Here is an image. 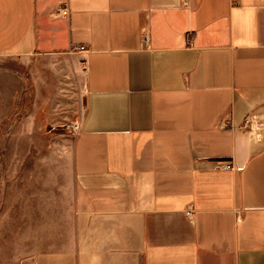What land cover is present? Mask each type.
<instances>
[{
    "label": "crops",
    "instance_id": "obj_1",
    "mask_svg": "<svg viewBox=\"0 0 264 264\" xmlns=\"http://www.w3.org/2000/svg\"><path fill=\"white\" fill-rule=\"evenodd\" d=\"M7 57L81 127L0 171V264H264V0H0Z\"/></svg>",
    "mask_w": 264,
    "mask_h": 264
},
{
    "label": "rangeland",
    "instance_id": "obj_2",
    "mask_svg": "<svg viewBox=\"0 0 264 264\" xmlns=\"http://www.w3.org/2000/svg\"><path fill=\"white\" fill-rule=\"evenodd\" d=\"M35 71L23 60L0 58V171L51 168L55 166L56 152L67 156L72 148L71 120L78 111H74L65 88H59L50 69L41 66V78ZM38 83L43 94L40 106L47 110L34 114ZM34 115L39 121H47V127L34 128L35 121L29 120ZM40 135L59 138L25 140L26 136Z\"/></svg>",
    "mask_w": 264,
    "mask_h": 264
},
{
    "label": "built area",
    "instance_id": "obj_3",
    "mask_svg": "<svg viewBox=\"0 0 264 264\" xmlns=\"http://www.w3.org/2000/svg\"><path fill=\"white\" fill-rule=\"evenodd\" d=\"M60 17L62 18H67V16L70 15L69 13V8L68 7H61V8H58L57 12H56ZM145 42V44H149L150 41H149V38L148 37H145V39L143 40ZM79 53H82L84 51H87L89 50L88 46H84V47H79L76 49ZM255 118L252 117V116H249L246 118L244 124H243V129L247 132H251V133H254V132H257L258 128L257 126H255ZM80 124H74L71 126V130L73 133H76V132H79L80 131ZM220 169L224 170V171H227V170H233L234 169V166L231 162H227V163H223L219 166ZM189 211L187 212L188 216H190L193 212L192 210V207H190L188 209Z\"/></svg>",
    "mask_w": 264,
    "mask_h": 264
}]
</instances>
